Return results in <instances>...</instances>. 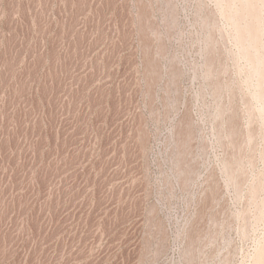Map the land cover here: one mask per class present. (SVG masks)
<instances>
[{
	"label": "rangeland",
	"instance_id": "rangeland-1",
	"mask_svg": "<svg viewBox=\"0 0 264 264\" xmlns=\"http://www.w3.org/2000/svg\"><path fill=\"white\" fill-rule=\"evenodd\" d=\"M264 0H0V264H254Z\"/></svg>",
	"mask_w": 264,
	"mask_h": 264
},
{
	"label": "bare ground",
	"instance_id": "bare-ground-1",
	"mask_svg": "<svg viewBox=\"0 0 264 264\" xmlns=\"http://www.w3.org/2000/svg\"><path fill=\"white\" fill-rule=\"evenodd\" d=\"M254 264H264V253L262 251L257 252Z\"/></svg>",
	"mask_w": 264,
	"mask_h": 264
}]
</instances>
